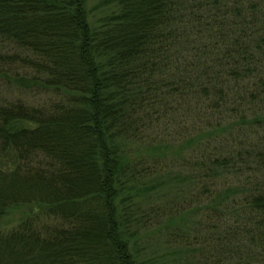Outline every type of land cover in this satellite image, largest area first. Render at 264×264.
<instances>
[{
  "label": "trees",
  "instance_id": "obj_1",
  "mask_svg": "<svg viewBox=\"0 0 264 264\" xmlns=\"http://www.w3.org/2000/svg\"><path fill=\"white\" fill-rule=\"evenodd\" d=\"M101 1L0 0V264H264V0Z\"/></svg>",
  "mask_w": 264,
  "mask_h": 264
},
{
  "label": "rangeland",
  "instance_id": "obj_2",
  "mask_svg": "<svg viewBox=\"0 0 264 264\" xmlns=\"http://www.w3.org/2000/svg\"><path fill=\"white\" fill-rule=\"evenodd\" d=\"M109 5H105L101 0H90L89 2V9H90V19L96 22H99L100 19L102 18V16H104L108 11H110V8H108ZM1 90H3V88H1ZM141 150L143 151H147L149 149L145 148V147H140ZM28 215V208L25 206H14L12 209H10L6 215H3L4 217H2L1 221H0V225L1 228L3 229H10L13 227V225L17 224L20 220H22L24 217H26ZM185 215L184 218L186 219V224L188 225V227H192L193 228V218L192 216H187ZM161 245V246H159ZM159 246V251L158 254H156L155 257H157L158 261L157 263L160 264L161 262V258L162 256H164V253H166L168 250H171V253L174 252L175 257L176 256H180L181 255V250L182 247L180 246H174L171 249H165L166 247H164L163 244H157L154 245V249H156ZM181 249V250H180ZM150 250V249H149ZM171 261V260H170Z\"/></svg>",
  "mask_w": 264,
  "mask_h": 264
}]
</instances>
